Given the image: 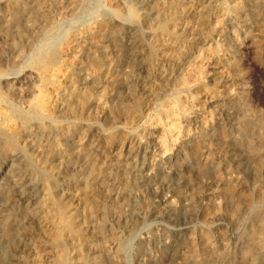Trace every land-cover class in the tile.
<instances>
[{
	"label": "rangeland",
	"instance_id": "rangeland-1",
	"mask_svg": "<svg viewBox=\"0 0 264 264\" xmlns=\"http://www.w3.org/2000/svg\"><path fill=\"white\" fill-rule=\"evenodd\" d=\"M0 264H264V0H0Z\"/></svg>",
	"mask_w": 264,
	"mask_h": 264
},
{
	"label": "bare ground",
	"instance_id": "bare-ground-1",
	"mask_svg": "<svg viewBox=\"0 0 264 264\" xmlns=\"http://www.w3.org/2000/svg\"><path fill=\"white\" fill-rule=\"evenodd\" d=\"M13 14V12L11 13V15ZM13 18H14V20L16 21V22H18L19 24H21V20L19 19V9H15V12H14V15H13ZM31 75V74H30ZM26 78H28L29 79V81H32V77L31 76H26ZM34 78V77H33ZM24 80V79H23ZM26 82V81H25ZM24 83V82H23ZM27 83V82H26ZM35 83V82H34ZM30 84V83H29ZM20 86H21V84H20ZM23 86V85H22ZM30 86V85H29ZM36 86V85H35ZM31 89V88H30ZM101 90V89H100ZM32 91H33V89H32ZM15 92L19 95L20 94V90L19 89H16L15 90ZM23 93V92H22ZM104 93V92H103ZM16 94V95H17ZM18 95H17V97H18ZM22 96V95H21ZM97 96H98V94H97ZM84 100V99H83ZM84 106L82 105V108H83Z\"/></svg>",
	"mask_w": 264,
	"mask_h": 264
}]
</instances>
